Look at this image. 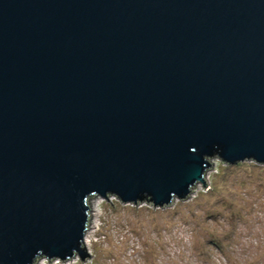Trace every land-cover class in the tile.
<instances>
[{"label":"water","instance_id":"obj_1","mask_svg":"<svg viewBox=\"0 0 264 264\" xmlns=\"http://www.w3.org/2000/svg\"><path fill=\"white\" fill-rule=\"evenodd\" d=\"M264 164V0H0V264L91 261L89 200H185Z\"/></svg>","mask_w":264,"mask_h":264},{"label":"rangeland","instance_id":"obj_2","mask_svg":"<svg viewBox=\"0 0 264 264\" xmlns=\"http://www.w3.org/2000/svg\"><path fill=\"white\" fill-rule=\"evenodd\" d=\"M210 161L209 187L167 207L92 197L83 264H264V164ZM34 264L82 263L75 255Z\"/></svg>","mask_w":264,"mask_h":264},{"label":"bare ground","instance_id":"obj_3","mask_svg":"<svg viewBox=\"0 0 264 264\" xmlns=\"http://www.w3.org/2000/svg\"><path fill=\"white\" fill-rule=\"evenodd\" d=\"M207 171H208V170H207ZM207 171H206V173H205V176H206V174H207ZM205 176H204V177H205ZM198 184H201V183H198ZM198 184H196V185H198ZM196 185H195V186H196ZM85 232L87 233V232H88V230H87V231H85ZM83 239H84V237H83ZM84 243H85V240H84ZM51 260H52V259H51ZM69 260H70V259H69Z\"/></svg>","mask_w":264,"mask_h":264},{"label":"trees","instance_id":"obj_4","mask_svg":"<svg viewBox=\"0 0 264 264\" xmlns=\"http://www.w3.org/2000/svg\"><path fill=\"white\" fill-rule=\"evenodd\" d=\"M216 244H218V243H216Z\"/></svg>","mask_w":264,"mask_h":264}]
</instances>
